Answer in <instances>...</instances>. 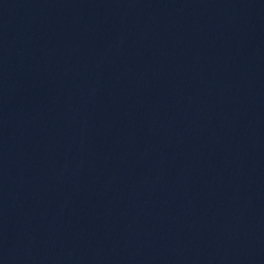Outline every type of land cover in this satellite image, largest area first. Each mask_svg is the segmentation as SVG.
<instances>
[{"label": "water", "instance_id": "1", "mask_svg": "<svg viewBox=\"0 0 264 264\" xmlns=\"http://www.w3.org/2000/svg\"><path fill=\"white\" fill-rule=\"evenodd\" d=\"M0 264H264V0H0Z\"/></svg>", "mask_w": 264, "mask_h": 264}]
</instances>
